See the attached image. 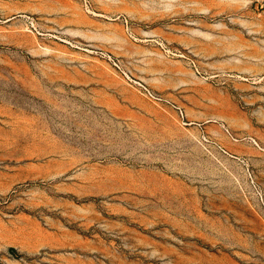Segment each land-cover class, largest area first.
<instances>
[{"label": "rangeland", "instance_id": "obj_1", "mask_svg": "<svg viewBox=\"0 0 264 264\" xmlns=\"http://www.w3.org/2000/svg\"><path fill=\"white\" fill-rule=\"evenodd\" d=\"M0 264H264V0H0Z\"/></svg>", "mask_w": 264, "mask_h": 264}, {"label": "built area", "instance_id": "obj_2", "mask_svg": "<svg viewBox=\"0 0 264 264\" xmlns=\"http://www.w3.org/2000/svg\"><path fill=\"white\" fill-rule=\"evenodd\" d=\"M149 95H150V97H152V98H156L154 95H152L150 92H149Z\"/></svg>", "mask_w": 264, "mask_h": 264}]
</instances>
